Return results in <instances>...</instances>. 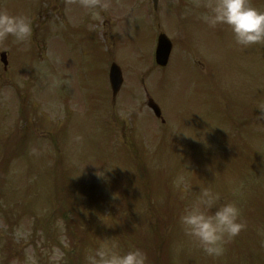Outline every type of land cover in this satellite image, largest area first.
I'll list each match as a JSON object with an SVG mask.
<instances>
[{
	"label": "rangeland",
	"instance_id": "rangeland-1",
	"mask_svg": "<svg viewBox=\"0 0 264 264\" xmlns=\"http://www.w3.org/2000/svg\"><path fill=\"white\" fill-rule=\"evenodd\" d=\"M100 2L0 0L32 23L28 41L0 44V264H87L106 242L148 264H264V45L205 24L214 0ZM203 188L246 224L219 258L179 224Z\"/></svg>",
	"mask_w": 264,
	"mask_h": 264
},
{
	"label": "clouds",
	"instance_id": "clouds-1",
	"mask_svg": "<svg viewBox=\"0 0 264 264\" xmlns=\"http://www.w3.org/2000/svg\"><path fill=\"white\" fill-rule=\"evenodd\" d=\"M81 4L91 9L103 7L100 0H81ZM201 19L211 28L227 26L236 45L243 49L264 45V11L253 7L250 0H214ZM31 36L32 23L27 17L0 10V44L9 38L26 42ZM3 50L6 49L0 48ZM74 140L79 142L82 137L77 135ZM98 177L105 178V175ZM220 199L218 193L203 188L191 209L179 218L185 236L213 258L222 257L226 245L246 228L237 204L230 201L221 204ZM87 264H148V257L139 248L121 252L118 245L106 242L87 257Z\"/></svg>",
	"mask_w": 264,
	"mask_h": 264
},
{
	"label": "water",
	"instance_id": "water-1",
	"mask_svg": "<svg viewBox=\"0 0 264 264\" xmlns=\"http://www.w3.org/2000/svg\"><path fill=\"white\" fill-rule=\"evenodd\" d=\"M156 1L157 0H153L154 4L156 3ZM170 52H171V45L169 41L166 39L164 35H160L158 37V43H157V48L155 52L156 64L161 67L166 66L168 59H169ZM1 61L5 65L4 55L1 56ZM109 83H110L113 93L116 94V92L119 90L122 84V79H121L120 70L115 65H112L110 67ZM147 106H149V108L153 110L156 117L160 116L159 110L152 102L148 101Z\"/></svg>",
	"mask_w": 264,
	"mask_h": 264
},
{
	"label": "trees",
	"instance_id": "trees-1",
	"mask_svg": "<svg viewBox=\"0 0 264 264\" xmlns=\"http://www.w3.org/2000/svg\"><path fill=\"white\" fill-rule=\"evenodd\" d=\"M149 217V216H148Z\"/></svg>",
	"mask_w": 264,
	"mask_h": 264
}]
</instances>
